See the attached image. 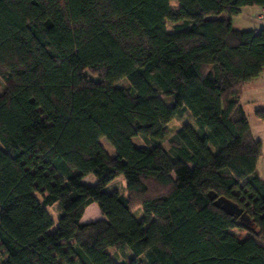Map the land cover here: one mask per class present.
Masks as SVG:
<instances>
[{
	"label": "trees",
	"instance_id": "trees-1",
	"mask_svg": "<svg viewBox=\"0 0 264 264\" xmlns=\"http://www.w3.org/2000/svg\"><path fill=\"white\" fill-rule=\"evenodd\" d=\"M247 7L264 0H0V264H264Z\"/></svg>",
	"mask_w": 264,
	"mask_h": 264
},
{
	"label": "rangeland",
	"instance_id": "rangeland-1",
	"mask_svg": "<svg viewBox=\"0 0 264 264\" xmlns=\"http://www.w3.org/2000/svg\"><path fill=\"white\" fill-rule=\"evenodd\" d=\"M171 6L173 8L176 7V3L174 1H172ZM224 17H226V15L221 14L216 18H224ZM234 21L235 22L233 24V27L235 29H238V30H251V29L256 28V26L244 22L242 20L241 15H239ZM120 83H122V85H125V84H123V82H120ZM3 87H4L3 81L0 78V92L2 91ZM187 121H188L187 118L175 119L172 122H170L167 125V127L170 129V131H174V129L180 128L182 125L186 124ZM248 122H249V125H250V128H251V131H252L254 138L256 140H259L262 143L261 156L259 157L258 162H257V172H258L259 176L262 179H264V121H262L260 119H256L253 114H250ZM100 144L102 145V147L106 150V152L108 154H110L111 156L115 155L113 147L104 138H102L100 140ZM133 144L135 146L144 145L143 141L139 137H136L133 139ZM167 146H168L167 143L164 142L163 147L166 148ZM39 158H40V155L37 151L33 150V151L29 152L24 157V159L22 161L24 171L26 173H30L32 171V169L38 163ZM82 183L84 185L93 186L96 184V178L93 175H87L82 179ZM124 187H125L124 179L122 177H118L113 182L110 183V185L108 186V192H110L113 189L118 190L119 192H125ZM94 206L96 207V205H94ZM49 211H50V214L55 219L56 218L55 212L53 210H50V209H49ZM99 218H100L99 212L95 213L94 211L89 210L87 213H85V216H83L82 223L95 221ZM110 253L113 254L114 252L111 251Z\"/></svg>",
	"mask_w": 264,
	"mask_h": 264
},
{
	"label": "crops",
	"instance_id": "crops-1",
	"mask_svg": "<svg viewBox=\"0 0 264 264\" xmlns=\"http://www.w3.org/2000/svg\"><path fill=\"white\" fill-rule=\"evenodd\" d=\"M261 8L259 7H247V8H241L240 13L238 14L242 16V20L248 24H252L256 26L253 30L259 31L264 30V25L260 24L256 16L260 13ZM232 19V24H234V20L238 17ZM252 30V29H251ZM240 103L246 113L247 120L249 119V115L253 114L256 119V113L264 112V69L260 73V75L252 80L251 82L245 84L241 90V93L239 95ZM249 123V122H248ZM96 204L89 205L85 211L83 216H85V213H87L89 210L96 212H99L98 207L94 206ZM100 213V212H99ZM83 216L81 218V222L83 221ZM101 215L100 218L101 219ZM98 220V219H97Z\"/></svg>",
	"mask_w": 264,
	"mask_h": 264
},
{
	"label": "water",
	"instance_id": "water-1",
	"mask_svg": "<svg viewBox=\"0 0 264 264\" xmlns=\"http://www.w3.org/2000/svg\"><path fill=\"white\" fill-rule=\"evenodd\" d=\"M219 206H221V208L228 214L230 215H234L237 214V210L234 206H232L231 204L227 203L226 201H219L217 203Z\"/></svg>",
	"mask_w": 264,
	"mask_h": 264
},
{
	"label": "built area",
	"instance_id": "built-area-1",
	"mask_svg": "<svg viewBox=\"0 0 264 264\" xmlns=\"http://www.w3.org/2000/svg\"><path fill=\"white\" fill-rule=\"evenodd\" d=\"M256 19H257V21H258L260 24L264 25V9H262V10L260 11V13L257 15Z\"/></svg>",
	"mask_w": 264,
	"mask_h": 264
}]
</instances>
